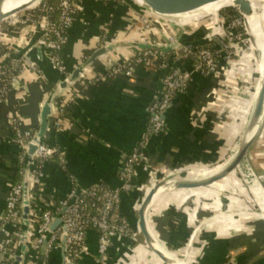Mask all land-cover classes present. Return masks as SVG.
<instances>
[{"label": "crops", "instance_id": "0c3cea01", "mask_svg": "<svg viewBox=\"0 0 264 264\" xmlns=\"http://www.w3.org/2000/svg\"><path fill=\"white\" fill-rule=\"evenodd\" d=\"M259 2L261 10L258 13L264 28V0ZM143 13H148V8L135 0H83L61 52L64 65L72 72L80 64L85 49L93 53L102 46L114 49L88 68L89 76L98 77L105 74L108 67L125 63L135 51L134 44L144 41L138 34L144 28L138 18ZM151 19L159 22L155 15H151ZM194 31L181 33L182 42H201L203 37H193ZM19 40V47H25L27 41ZM195 47L198 46L192 48ZM165 53L169 68L192 73L194 63L189 58L176 60L172 51ZM256 54L250 43L247 52L235 64L228 61L224 52L220 54L218 76L192 73L188 89L172 98L165 114L166 131L147 141L144 154L152 167L162 173L168 171L199 179L221 172L204 175L209 166L229 155L233 144L249 127L253 95L261 78L252 90L251 83L260 74ZM54 72L58 80H46L41 71L32 74L23 90H11L7 102L0 108V218L6 209L11 186L19 179V148L10 142L9 118L20 116L26 128H39L43 107L42 79L47 81V90H53L62 80V75ZM166 74L167 70L156 63L135 65L131 77H108L84 90L81 99L66 107L68 119L59 129L54 130L50 120L45 140L64 155L66 171L56 164L46 166L41 196L35 201L37 208L54 206L72 189L120 186L121 166L147 131L148 110L155 94L161 90ZM243 162L247 164V171L253 170L256 175L249 188L243 186V189L239 184L241 196L249 197L248 200H240L241 196L222 200V192L215 191L212 186L205 188L207 190L200 188L198 192L196 189L165 192L150 204L146 218L154 238L162 248L172 252L174 258L187 257L186 261L180 260V264H264V110L254 143ZM239 169L235 171L239 173ZM138 170L137 183L142 184L141 189L139 193L125 195L122 202L128 205L135 225L134 200L137 198L133 207L138 210L140 201L159 180L155 176H146L141 168ZM235 171L225 181L237 179ZM182 176H178L174 184L181 182ZM228 193L235 195L231 191ZM209 195L220 199L219 204L204 198H195L193 205L187 202L190 196ZM217 212L221 213L214 215ZM171 213L179 220L174 229L168 226ZM201 227L203 229L199 231ZM87 242L90 256L81 264H96L97 234L94 231L89 232ZM132 245L135 250L131 255L133 262L129 264H164L146 245L140 231ZM116 246L115 243L110 250L111 262L117 256ZM52 261L62 264L60 251L54 252ZM33 262H37V254L30 250L24 252L22 246L12 260V264Z\"/></svg>", "mask_w": 264, "mask_h": 264}, {"label": "built area", "instance_id": "2783aa9c", "mask_svg": "<svg viewBox=\"0 0 264 264\" xmlns=\"http://www.w3.org/2000/svg\"><path fill=\"white\" fill-rule=\"evenodd\" d=\"M82 1L58 0V5L55 7L51 0H41L30 9L15 14L0 27V33L15 26L31 28L27 34L28 40L25 47L21 48L17 42H13L9 51L0 55V108L7 102L11 90L14 88L23 90L30 80V76L40 72L26 58V54L35 47L44 49L53 70L62 75L63 79L69 78L72 72L64 65L61 52L68 40L69 31L75 22ZM103 1L119 2L122 0ZM135 2L145 6L140 0H135ZM151 15L153 14L148 9V13H143L138 17L144 27L138 31L139 36L144 39L143 44L166 45L163 40L165 38L172 46V55L176 60L191 57L196 59L197 62L193 66L192 73L197 72L210 77L218 76L220 65L218 53L224 52L228 61L232 63L236 61L235 57L237 55L235 54L240 42L243 44L250 43L249 38L245 39L243 34L239 32V26L245 30V22L241 13V17H236L227 24L223 21L220 22L222 20L220 13L216 17H211L214 22L208 27L209 31L203 39L216 38L220 46L218 51L212 50L206 45L189 48L184 45L179 37L181 33L194 30L195 25L208 16L196 21L168 18L165 22L152 23ZM150 36H153V39H150ZM158 37L160 40H158ZM21 51H24V53H20ZM167 59V54L163 51L135 47L130 59L123 64L112 67L109 65V70L105 74L98 77L89 76L87 69L85 75L64 91L53 105L51 126L54 130H57L63 125L59 115L68 106L67 102L69 104L76 103L83 97L84 90L96 81L121 75L131 77L133 76L134 66L141 64L156 63L167 70V74L162 81V88L155 94L148 110L147 131L141 142L123 162L119 172L120 186L117 188L97 185L87 189H72L64 199L54 206L50 205L44 209L37 208L35 201L41 196L40 192L46 166L55 159L56 165L66 171V160L59 148L49 145L45 139L40 143L36 142L35 138L38 130L33 131V129L26 128L20 116L9 118L10 142L19 148V179L13 182L11 186L6 209L0 218V264H12L16 251L22 246V203L25 190V166L31 145H35L36 150L29 163L26 178L30 203L29 225L26 229V236L28 250L37 254V262L33 264H51L52 255L54 252L60 251L64 237L66 238L65 263L77 261L76 264H81L84 258L90 256L87 237L91 231L97 234L98 255L96 264H129L130 256L133 255L135 250L132 243L137 241L139 230L137 227L133 228L129 222L118 223L113 219V212L120 208L125 195L133 192L139 193L142 185L137 183L139 168L146 176H155L156 178L162 176L160 169L152 167L144 154L147 141L151 136L166 131L165 114L171 105L172 98L175 94L184 93L188 89L192 78L191 72L180 68H169ZM79 63L81 65L84 62ZM42 86L44 103L52 90H47V81L44 79H42ZM163 174L168 176L174 173L167 171ZM175 175L177 174L175 173ZM253 176L255 177L254 173ZM136 202L137 198L132 204V209L137 214V210L133 207ZM65 208H68V210L62 215L61 219L66 225L67 231L65 232L62 226L51 230L54 220ZM115 243L117 244L115 251L117 256L111 262L110 250Z\"/></svg>", "mask_w": 264, "mask_h": 264}, {"label": "water", "instance_id": "95a60500", "mask_svg": "<svg viewBox=\"0 0 264 264\" xmlns=\"http://www.w3.org/2000/svg\"><path fill=\"white\" fill-rule=\"evenodd\" d=\"M6 0H0V25L5 23L9 18L14 16L15 14L24 11L27 9V5L20 6L19 8L12 10L11 12H3L2 5ZM150 11L153 15L158 17L160 22H165L168 18H187L190 16H194L197 13L202 12L203 8H205L209 2L212 0H140ZM38 3V2H37ZM234 6L238 8L239 12L242 14L245 22V30L249 37L250 43L254 50L257 51L256 60L260 62V53L257 48V43L255 38L250 32V24L249 20L254 15V10L252 7V3L250 0H235ZM166 45H148L143 43H136L134 47H138L140 49L151 50L156 49L163 52H170L172 51V46L168 43V41L163 38ZM214 41L217 43L216 38L212 37L211 40H202L201 42L194 43H184L185 46L192 48L194 46H202L205 44ZM113 47H99L97 48L88 59L82 63L81 65L77 66L67 79L59 80L56 84V87L51 91L50 96L47 100L43 103L42 111H41V120L38 128V133L35 138V141L40 143L45 139V135L48 131L51 116L53 114V105L55 101L60 97V95L66 91L73 83L78 82L84 75L86 70L91 67L98 59L101 57L106 56L108 53L113 51ZM20 53H24L21 51ZM26 58L35 66L37 67L44 75L46 80L57 79L55 70L47 58L43 48H33L30 52L26 54ZM260 76L262 77V73L260 72ZM58 80V79H57ZM264 110V84L261 89V92L258 96L255 108L252 114V130H254L253 135L242 149L238 152L237 156L235 157L234 161L218 176L212 179L209 182L204 184L198 185L196 187L193 186L194 181L184 183L178 182L177 184H173L171 180L169 181H162L158 184H155L152 189L145 195L143 198L140 208L137 210V225L136 227L140 231L141 235L144 237L146 244L148 247L154 252V254L164 263V264H174L169 261L159 250H157L154 246V239L149 233L146 223V212L151 204L153 198L160 192V190H164L166 192H176L181 190H193V189H200V188H209L212 187L214 184L220 183L221 181L225 180L233 171H235L244 158L246 157L250 147L254 143L256 138V134L258 131L259 123L262 118ZM36 150L35 145H31L29 147L28 157L26 160L25 166V190L23 195V203H22V219H23V237H22V250L25 252L28 250V243H27V236H26V229L29 225V214H30V203L28 200V182H27V171L29 169V163L31 158ZM68 208H65L54 220L51 230L56 229L58 226H62L64 231H67L66 225L62 221L61 217L63 214L67 212ZM60 253L62 257V264H76L77 261L74 263H65L66 257V238L64 237L61 242ZM20 259V258H18ZM16 259V260H18Z\"/></svg>", "mask_w": 264, "mask_h": 264}, {"label": "bare ground", "instance_id": "6f19581e", "mask_svg": "<svg viewBox=\"0 0 264 264\" xmlns=\"http://www.w3.org/2000/svg\"><path fill=\"white\" fill-rule=\"evenodd\" d=\"M39 1H41V0H6L3 3V5H2V10H3V12H11L12 10H15V9L19 8L20 6L27 5L29 7H32V6H34ZM234 1L235 0H212L211 2H209V3H211L210 5H208L205 8H203L202 9L203 11L200 12V13H197V14L198 15H200V14L203 15V14L217 13L218 10H220V9H222L224 7H235L234 6ZM250 1L252 3V7H253V10L255 12L254 15H253V17L249 20L250 32L253 35V37H254L255 34L257 35V37L259 39L258 41H259V44H260V49L263 52L262 55L260 56V62H258V67H259L258 70L262 73V77L259 79V85H258L257 91L253 95V102H254L253 110H254L255 105H256V102H257V99H258V96H259V94L261 92V89L263 87V84H264V28L262 27V24H261V21H260V17H259V13H258L261 10L259 0H250ZM190 17H192V18H190ZM190 17H187L188 20H194L195 19V17H193V16H190ZM255 18H256V20H255ZM182 19H186V18L183 17ZM255 41L257 43V40L256 39H255ZM253 49H254V47H253ZM253 110H252V114H253ZM248 131L250 133L249 136H248V138L245 140V142L242 143V145H240V147L237 149L236 154L233 157H231L230 159H228L223 166L217 167V168H215L213 170H209V169L206 170L204 172V175L205 176L206 175H209V174H213V173H215L217 171H220V170H222L221 172H223L234 161V159L237 156L238 152L242 149V147L245 145V143L247 142V140H249L251 138V136L253 135L254 130H252V121L249 124ZM220 173L215 174V175H212L209 178H203V180L202 179H196L194 181V183H193V186L196 187L198 185H201V184H204L206 182H209L212 179H214L216 176H218ZM178 179H176V180H178ZM172 182L174 184V182H176V181L173 180ZM181 182L188 183V182H191V181L190 180H184L183 179V180H181ZM213 187H215L214 190L215 191H218V192H224V191H227L228 192V191H231L237 197L241 196V191H240L241 188H240V186L238 185V182L235 179L232 180V181H225V180H223L220 183L214 184ZM164 190L163 189L160 190V192L153 198V200L155 198L161 196L163 193H165L166 191H164ZM195 191L198 192L199 189H196ZM153 200H152L151 203H153ZM146 216H147V212H146ZM145 219H146L147 228L149 230V233L151 234V236L154 239V246H155V248L157 250H159V252H161V254H163L172 263H174V264H180V262H179L180 260L177 259V258H174L172 256V252H170L166 247L162 248L157 243L156 239L154 238L153 232H152V230L150 228L151 225L149 224V221L147 220L146 217H145ZM130 261H132V257L131 256H130Z\"/></svg>", "mask_w": 264, "mask_h": 264}, {"label": "trees", "instance_id": "16d2710c", "mask_svg": "<svg viewBox=\"0 0 264 264\" xmlns=\"http://www.w3.org/2000/svg\"><path fill=\"white\" fill-rule=\"evenodd\" d=\"M52 4L57 7L58 5V0H51ZM220 16L221 19L224 23H228L230 22L232 19L239 17L240 14L239 12L236 10L235 7H227L222 9L220 12ZM31 30V28H21L19 26H15V27H11L9 29H7L6 31H3L0 33V55L8 52L11 43L13 42H17L19 43V39L22 38L23 42H26L28 39V32ZM195 31V35H192L193 37L196 36H201L204 37L208 31V25H198V27H195L194 29ZM239 32H241L243 34V37L245 39H248V35L246 33V31L244 29H239ZM191 36V37H192ZM206 47L218 51L220 50V46L218 43L211 41L208 44H205ZM196 48V47H195ZM92 50L90 49H85L82 52V55L80 56L79 62H85V60L91 55ZM218 56L220 57V53H218ZM194 64L197 62L196 59H194L193 57L189 58ZM67 105H69V103L67 102ZM67 114L65 113V110L59 115V118L62 120L63 124L65 123V121L68 119L67 118ZM38 130V126L36 128H33V131ZM56 164V160L53 159L50 163L48 164ZM130 209L128 208V205L125 203H122L120 208L115 210L113 212V219H115L118 223H122V222H129L131 224L132 227H136L135 223L133 222L132 219L130 218ZM170 217V222L168 224L169 227H171L172 229L176 228V226L178 225L179 220L175 218V215H173L172 213L169 214ZM134 224H133V223ZM133 224V225H132ZM35 263V262H33ZM51 264H56L55 262L52 261L51 259Z\"/></svg>", "mask_w": 264, "mask_h": 264}, {"label": "rangeland", "instance_id": "374dc122", "mask_svg": "<svg viewBox=\"0 0 264 264\" xmlns=\"http://www.w3.org/2000/svg\"><path fill=\"white\" fill-rule=\"evenodd\" d=\"M211 3H208V5H210ZM207 5V6H208ZM31 7H27V9L26 10H28V9H30ZM224 8H227V7H224ZM224 8H222V9H224ZM222 9H220V10H218V12L217 13H211V14H203V15H195V16H193V17H195V19H194V21H196V20H200L201 18H203V17H205V16H208V17H206L205 19H203V20H201L197 25H195V27H197L198 25L200 26V25H203V24H205V25H208V27H210L211 26V24H212V22H214V20L213 19H211V17H216L218 14H219V12L222 10ZM236 10L239 12V10L236 8ZM240 14V13H239ZM239 17H241V15L239 16ZM190 18H192V17H190ZM186 19H188V18H186ZM255 20H256V18H255ZM152 21V23H154L155 21H153V19L151 20ZM220 22H222V20H220ZM224 23V22H223ZM5 23H3V24H1L0 25V27L1 26H3ZM227 24V23H226ZM239 29L241 28V26H239L238 27ZM254 38L257 40V48H258V51H259V53H260V55H262V50L260 49V44H259V39H258V37H257V35L255 34L254 35ZM238 50L236 51V54L235 55H237V57H235L236 58V61L235 62H238V60L241 58V55L243 54V53H246L247 52V48L248 47H250V43H241L240 42V44L238 45ZM235 62H232V63H235ZM260 78V74L258 73L257 75H256V77H255V79H254V81L251 83V89L252 90H254V87H255V84H256V81L258 80ZM249 131H248V129H246L243 133H242V136H241V138H240V140L239 141H236L234 144H233V146L231 147V150H230V153H229V155L224 159V160H222V161H220L219 163H217V164H215V165H212V166H209V170H213V169H215V168H217V167H220V166H223L224 164H225V162L228 160V159H230V157H231V155H232V153L234 152V150L239 146V145H242V143L243 142H245V140L248 138V136H249ZM246 162H243V163H241V165L239 166L241 169H239L240 171H239V173L238 172H236L235 171V174H236V178L238 179V181H237V179H235L237 182H238V185L240 184L241 185V187L243 188V186H246L247 188H249V186L251 185V183H252V180H253V178L254 179H256L255 177H256V175H255V177L253 176V170H249V171H247V169H246ZM224 170V169H223ZM222 171V170H221ZM160 174V173H159ZM251 174V175H250ZM255 174V173H254ZM175 173L174 174H170V175H168V176H164V174L162 173V176H160V178H159V181L158 182H156V184H158V183H160V182H162V181H169V180H171V181H173V180H175L176 181V179H178L177 177L178 176H182V174H177V175H175ZM210 175H212V174H209V175H206V176H210ZM186 175L184 174L182 177H181V180H190V181H195L196 179H199V178H197V177H195V176H187L186 178ZM202 180H203V178H201ZM258 180V179H257ZM244 189V188H243ZM205 190H207V189H205ZM210 191V190H209ZM232 197H234V198H238L237 196H235V195H232V194H230V193H228L227 191H224V192H222V194H221V198H222V200H227L228 198H232ZM195 198L197 199V200H200V199H202V198H204V199H212V200H214V203H216V204H219V200L220 199H216V197L214 196V195H209V196H206V197H194V196H190L189 197V199H187V202H188V204H190V205H193L194 203V200H195ZM241 198H243V199H246V200H248V198H244V197H240V200H241ZM219 213H221V212H217L216 214H214V215H218ZM135 214H136V212H135ZM137 215V214H136ZM234 216H235V220H238V216L236 215V214H234ZM154 229V228H153ZM196 229V228H195ZM195 229H193V230H195ZM201 229H203L202 227L199 229V231L201 230ZM195 243V242H194ZM193 243V244H194ZM182 257V256H181ZM179 257L178 259L179 260H181V261H186L187 260V257L186 258H184V257ZM137 260H135L134 261V263L136 262ZM132 262H133V260H132Z\"/></svg>", "mask_w": 264, "mask_h": 264}]
</instances>
